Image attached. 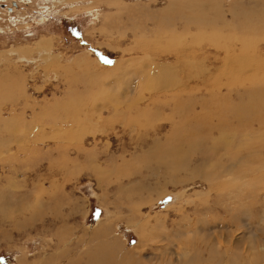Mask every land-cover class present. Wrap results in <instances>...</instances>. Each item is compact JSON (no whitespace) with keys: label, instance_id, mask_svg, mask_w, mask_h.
<instances>
[{"label":"rangeland","instance_id":"374dc122","mask_svg":"<svg viewBox=\"0 0 264 264\" xmlns=\"http://www.w3.org/2000/svg\"><path fill=\"white\" fill-rule=\"evenodd\" d=\"M18 1L0 0V264H236L253 242L264 264V0ZM247 102L262 169L213 191L205 118Z\"/></svg>","mask_w":264,"mask_h":264},{"label":"bare ground","instance_id":"6f19581e","mask_svg":"<svg viewBox=\"0 0 264 264\" xmlns=\"http://www.w3.org/2000/svg\"><path fill=\"white\" fill-rule=\"evenodd\" d=\"M2 2H5L6 0H1ZM16 1V0H15ZM18 1V0H17ZM19 1H21V0H19ZM18 1V2H19ZM12 10V9H11ZM193 47V46H192ZM192 50V49H191ZM179 52V54L177 53L176 54V58H180V59H182V61H177L176 63V65H177V67H191V69L193 70V67H194V65H196V54H194L193 52H191L190 54H188V55H190V56H188L187 55V53L185 54V55H181L182 54V50H178ZM189 53V52H188ZM177 55H178V57H177ZM229 55V54H228ZM178 58V59H179ZM238 58H240V56L238 55V56H236L235 57V63H236V61H237V59ZM218 59V58H217ZM216 61V60H215ZM154 61H151V62H149L148 63V65L146 66V68H145V71H144V73L145 72H147V69H148V73H149V75L150 76H153V73H158V75H171V72H172V70H174L175 68H173V67H171V65H159V64H155V63H153ZM101 65V64H100ZM175 66V65H174ZM227 66V65H226ZM171 67V68H170ZM176 70V69H175ZM184 70V69H183ZM194 71V70H193ZM142 72V71H141ZM181 72V71H180ZM186 73H189L188 71H184V78L186 77V79L187 78H189L188 76L192 73H189L188 75H186ZM135 75V74H134ZM181 75V74H180ZM192 75H193V73H192ZM180 77V76H179ZM156 78V77H155ZM167 78V77H166ZM178 81V80H177ZM168 82V81H167ZM190 84V83H189ZM176 85V84H175ZM178 86H180V85H178ZM177 86V87H178ZM173 87V86H172ZM174 87H176V86H174ZM176 87V88H177ZM228 87V86H227ZM227 87H225V88H227ZM170 88V87H169ZM179 88V87H178ZM192 87H190L188 84H183L182 86H181V88H179L180 89V93H183V94H186V93H188L189 94V92H190V90H192L191 89ZM168 89V88H167ZM167 89L165 90V91H167ZM179 93V92H178ZM233 99V98H232ZM244 103V102H243ZM230 104V103H229ZM238 105L237 106H239L241 109L239 110V111H237V112H229V111H227L228 110V108H230V106L228 107V103L226 104V106H225V108L224 107H222V109L220 108V109H218V113H220V112H222L223 114H224V116H220L219 118H216L217 119V121H216V124H214V122H212V120L211 119H209V118H205V119H208V120H206L208 123H210V125H208L209 126V129H205L204 131L205 132H208V134L209 135H211V134H213V130L215 129L216 131V133L217 134H221V136L220 137H214V138H216V139H214V142H213V147H210V148H206L205 150H204V153H202V159L206 162L207 161V158L209 157V153H210V156H211V160H212V163H211V166H209V168H210V172H212V173H206V174H204V176L202 177V178H205L206 179V181H209V182H211L210 183V185L212 184L213 185V187H212V190L213 191H216V192H218V189L219 190H221V191H223L224 193H229V191L231 192L234 188H233V186H230V185H232V184H234V183H239L241 180H243V177H245V176H247L248 177V175L251 173V172H253V174L255 173V172H259V171H261V169L260 168H255V167H253V165H252V162L253 161H256V163L258 162H260V160H258V153L254 150V148L252 147V146H250V144L249 145H247L246 143H251V141L253 140V138H250L249 137V133L247 134V132L249 131H246V129L248 128V126L251 124V122H256V116H254L253 114L255 113V111L257 110V105L256 104H254L253 102H247L246 104H244V105H242L241 106V104L240 103H237ZM203 105V104H202ZM233 105V104H232ZM200 106H201V104H200ZM116 107V106H115ZM202 108V107H201ZM205 109V108H204ZM217 110V109H216ZM214 111H215V109H214ZM235 111H236V109H235ZM81 111H79L78 113H72V114H70V115H72L71 116V120H69V121H71V123L69 124L70 125V127L72 126V128L70 129V130H74V129H76V130H78L79 131V129H80V122L81 121H84L85 119H87L88 118V115H86V113H83V112H81ZM100 112V111H99ZM248 112H251V114L252 115H250ZM1 113V112H0ZM95 113L97 114V121L99 122L100 120H102V121H104L103 120V118H102V116L100 115V114H98V111H95ZM210 113V112H209ZM214 113V112H213ZM77 115V116H76ZM205 115V114H204ZM244 115V119H243V116ZM0 116H1V114H0ZM96 116V115H95ZM206 116V115H205ZM208 116V115H207ZM211 116V115H210ZM76 117V119H75V125H74V123H73V119ZM243 119V120H242ZM188 120V119H187ZM241 120H242V122H241ZM92 121V120H91ZM261 121V120H260ZM64 123V122H63ZM63 123H62V125H60V124H58L59 125V130H67V129H64V128H62L64 125H63ZM189 123H190V121H189ZM192 123V122H191ZM195 123V122H194ZM188 124V123H187ZM193 125L194 124H192V128H194V130L192 131V132H189L188 133V135L186 136V135H182L181 137H179V141L181 140V141H183V143L182 144H184V141L185 140H187L189 137H197V136H199L200 135V130L201 129H203V128H201L200 126H199V124H195L194 125V127H193ZM213 125H215L213 128H212V126ZM211 126V127H210ZM69 130V129H68ZM202 131V130H201ZM228 131V132H227ZM250 131H252V130H250ZM256 132V131H255ZM55 132L53 131V134H54ZM241 137H244L242 140H241V142H239V146H238V144L236 143L237 141H238V138H241ZM252 137V136H251ZM176 138V137H175ZM211 139V138H210ZM212 139H213V137H212ZM211 139V140H212ZM187 141H189V140H187ZM208 143H210V142H208ZM211 144H212V142H211ZM219 145V147H217ZM193 146V145H192ZM212 146V145H211ZM172 148H173V146H172ZM181 148V147H180ZM194 148V147H193ZM200 148H201V146H200ZM223 149H224V151H223ZM249 150V151H252V152H254V155H250V156H247V160H245V161H243V159H244V157H242V158H240V155L242 154V152L244 151V150ZM175 150V149H174ZM193 150V149H192ZM173 151V150H172ZM225 151H226V153H228V155L231 157L230 159H232V161H233V165H230V167L232 166V168L231 169H229L227 166V168L228 169H225V167H223V170L224 171H222L221 172V174H217L216 173V170H217V168H219L218 166H220V167H222V164L219 162V160H220V156H222V155H224L225 154ZM194 152V151H193ZM189 153H191V152H189ZM195 153V152H194ZM164 154H165V152H164ZM177 155H176V160H177V163H176V165H179V167H182L180 164L182 163V164H184V160H183V158L185 157V156H187L188 155V153L185 151V153L184 152H182V149H179V150H177V153H176ZM191 155V154H190ZM162 156V155H161ZM173 156H174V154H173ZM210 158V157H209ZM246 158V157H245ZM231 163V162H230ZM243 163H246L247 164V167L245 168V169H241L239 166L241 165V164H243ZM205 164V163H204ZM248 164H251L250 166L248 165ZM252 166V167H251ZM264 166V165H263ZM234 172H237L238 174L237 175H234ZM198 175V174H197ZM199 176V175H198ZM227 177H230L231 179H229V181H224V178H227ZM215 181H217V183H215ZM223 181V182H222ZM220 182H222V183H220ZM244 184V183H243ZM248 185V184H247ZM247 185H243V186H247ZM251 185V184H250ZM249 185V186H250ZM242 186V187H243ZM248 188H250V187H248ZM244 191V190H243ZM237 194H239L240 195V191H238L237 192ZM230 195H232V194H230ZM153 230L152 231H155V230H159V227H158V225H156V226H153V228H152ZM202 233V232H201ZM186 235V234H185ZM187 236V235H186ZM182 240H183V238H182ZM214 240V239H213ZM222 242V241H221ZM218 243V241H217V244H219L218 246L219 247H217L216 246V248H220V247H222L223 245H222V243ZM229 244V243H228ZM226 245V244H225ZM237 245V244H236ZM230 246V245H229ZM228 246V247H229ZM232 246V245H231ZM230 246V247H231ZM214 247H215V245H214ZM262 248H264V245H262L261 246ZM215 248V249H216ZM227 249V248H226ZM229 250H231V249H229ZM239 249H238V247L236 248V253H237V256L238 257H234L235 259H236V262L238 263V264H262L263 262H261L262 260H260V256H259V254L257 253V251H256V245L254 244V242L252 243V246L250 247V248H248V249H246L245 251H244V253H242V252H237ZM187 251V250H186ZM210 251V250H209ZM235 251V250H234ZM259 251H260V249H259ZM264 251V250H263ZM225 252V254H226V256H227V251H224ZM229 252V251H228ZM217 253L218 252H216V255H217ZM176 254V253H175ZM179 254V253H178ZM225 254H224V256H225ZM223 255V254H222ZM236 255V254H235ZM176 256H177V254H176ZM179 256V255H178ZM231 256V255H230ZM230 256H229V258H230ZM188 257V256H187ZM98 259V258H97ZM227 259V258H226ZM232 259H233V257L230 259L231 261V263H232ZM235 259H233V260H235ZM112 260V258L110 259V260H108V261H111ZM195 261V260H194ZM213 261V260H212ZM218 261V260H217ZM227 262H228V260H227ZM233 262H235V261H233ZM235 262V263H236ZM119 263V261L117 262V264ZM170 263V262H169ZM224 263V262H223ZM236 263V264H237ZM97 264H100L99 263V261L97 262ZM183 264H196V262H194L193 263V261L191 260V258H189V259H186V260H184L183 261ZM233 264V263H232Z\"/></svg>","mask_w":264,"mask_h":264},{"label":"snow or ice","instance_id":"6c2138e0","mask_svg":"<svg viewBox=\"0 0 264 264\" xmlns=\"http://www.w3.org/2000/svg\"><path fill=\"white\" fill-rule=\"evenodd\" d=\"M105 62L110 63L111 61H105Z\"/></svg>","mask_w":264,"mask_h":264}]
</instances>
